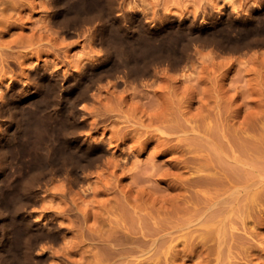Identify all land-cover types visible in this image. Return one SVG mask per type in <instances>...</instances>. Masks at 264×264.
<instances>
[{"label": "rangeland", "instance_id": "rangeland-1", "mask_svg": "<svg viewBox=\"0 0 264 264\" xmlns=\"http://www.w3.org/2000/svg\"><path fill=\"white\" fill-rule=\"evenodd\" d=\"M46 1L0 0V45L9 51L5 52V63L0 59V100L7 91L22 90L42 75L51 74L60 84L62 73L68 76L74 72L79 61L96 59L94 81L88 82L90 86L86 83L84 99L76 104L70 121L54 113L65 101H59L53 93L42 103L23 95H15L9 102L19 122L33 113L40 118L47 113L51 115L41 126L44 136L51 138L47 140L49 144L61 142L66 131L68 137L72 132L94 143L93 149L70 142L69 153L73 159L94 155L88 170L93 175H90L93 182L89 181L95 186L87 192L75 193L76 186L69 197H63L59 194L64 188L63 181L55 177L35 197L38 219L45 213H53L55 221L62 226L57 241L51 249L42 251L38 264L102 263L94 258L96 249L87 250V246H83L84 250L70 248L65 254L68 259L62 254L60 247L74 233L72 223L63 214L71 199L82 211L86 208L84 212L97 213L101 221L112 218L113 213L115 217L123 201L137 207L138 213L153 214V220L173 221L170 225L166 219L168 231H179L175 232L178 235L174 234L180 240L173 234L171 241L169 238L159 246L155 255L160 257L158 261L141 264H264V47H230L236 41L264 40V9L247 15L258 5L253 0H85L82 9L78 8L79 0H51L55 7L50 12L54 17L50 25L55 23L50 28L44 15L50 11L51 4ZM231 5L236 7L233 11ZM179 14L185 15L187 22H193L198 32H187L171 45L172 54L182 59L179 68L176 67L178 70L169 61L162 62L163 65L152 63L154 67L141 61L142 52L134 48V37L152 36L155 42H160L168 31L160 20L164 15L172 19ZM98 23L105 25L106 37L118 33L110 52L102 44L95 46L93 40L94 43L88 40V26ZM80 26L85 30H80ZM90 45L94 50L89 49ZM96 49L101 56L93 53ZM128 72H132L131 76H126ZM5 99L4 95L2 100ZM13 139L12 154L17 151L23 154V165L14 184L16 191L37 170L38 162L28 154L33 133L24 130ZM242 182L248 187L239 193L232 192ZM205 191L207 199L203 195ZM194 192L203 195L200 198L205 202L200 201L198 209L185 210L183 206L192 205L185 199H190L192 194L196 197ZM211 199L217 206L208 209ZM175 201L179 203L177 210L173 207ZM170 213L178 217L174 215L171 219ZM192 213L196 217L208 215L203 226L197 224L200 218L195 224L194 221L187 224L194 218ZM90 218L89 223L93 220ZM220 224L224 226L222 229ZM217 228L226 231L225 236L221 233L226 239L220 238L223 248L221 242L219 253ZM181 235L184 239L185 235L189 236V246L181 242ZM204 235L211 237L202 242Z\"/></svg>", "mask_w": 264, "mask_h": 264}, {"label": "bare ground", "instance_id": "bare-ground-1", "mask_svg": "<svg viewBox=\"0 0 264 264\" xmlns=\"http://www.w3.org/2000/svg\"><path fill=\"white\" fill-rule=\"evenodd\" d=\"M47 1H48V3L51 4V0L50 1L47 0ZM224 1H226V0H224ZM227 1H229V0H227ZM253 1H257L258 5L256 7H254L252 9V11L250 10L249 14L246 13L249 16H251L254 13L264 9V0H253ZM230 3H232V1H230ZM52 4H53V2H52ZM52 4L50 5V8H49L50 11L48 12V9H47L48 13H47V15H44V16H46V19H47V22H45V23H49V27L55 23V21H54L52 23V25H50L51 24L50 22H52L54 19V17L52 18V16H51L52 13H50L51 10L53 11V8L55 7ZM85 5H86L85 0H79V3H78V8L80 7L79 9L84 8ZM221 5H223V4H221ZM233 5H234V3H233ZM46 6H45V8H46ZM245 6H246V4H245ZM56 7H57V5H56ZM230 7H231V10L233 11L232 8L235 6L232 7V5H231ZM246 7H250V6H246ZM244 9H245V7H244ZM248 9H250V8H248ZM236 10L239 11L238 9H236ZM245 11H246V9H245ZM231 12H229V13H231ZM243 12H244V10H243ZM246 12H249V11H246ZM152 15L153 14H151V17H153ZM180 15L181 14L176 16V18L173 17L172 19H171V16L164 15V17L160 20L161 25H163V26L165 25V27L168 31L165 32L164 39H162L158 43L155 42L153 40V38H151L152 36L151 37L150 36L144 37L142 35H138L137 37H134V41H133L134 42L133 43L134 48L138 49V50H140V52H142L141 58L143 60H141V61L151 63L150 65L153 67L155 65H152V63L153 64L156 62L162 63L164 61H169V63H170L169 65H171L174 68L181 65L180 63H182L181 62L182 59L180 58V55L177 56L176 51L173 52L176 54V56L173 55L172 52L170 51V47H172L171 45L173 44V42H176V40H178L179 37L184 36L185 33L188 32V34H191L194 32H198V30L196 31V29H194L193 22H187L186 21V19L184 18L185 15H184V17L180 16ZM156 16L158 17V19H159V17L161 18V16H158V15H156ZM234 16H233V18H234ZM142 17H143V15H142ZM138 18H139V16H138ZM239 18L240 17H238V19ZM79 24L81 25V23H78V25ZM89 26H91V25H89ZM89 26L87 29L90 33V34L88 33L89 34L88 40H90L91 42L94 41L95 46L99 45V47H100V45L102 44L104 46V48H107V50H105V51L110 52V50L112 49V47H111L112 42H114V37L116 38L118 36V33L113 32L114 37L109 38V37H106L104 35L105 25L103 23L93 24V26H91V27H89ZM82 28L83 27H81V29L80 28L79 29L82 30ZM151 31H153V30H151ZM200 31H201V29H200ZM152 33H154V32H152ZM241 33H244V32H241ZM250 33L251 32H249L248 34L250 35ZM243 35H245V34H243ZM191 36H194V35H191ZM199 36H197V37H199ZM187 38H188V36H187ZM250 38H252V37L250 36ZM193 40H195V39H193ZM90 41H88V42H90ZM216 41H215V43H216ZM1 45H3V44H1ZM1 45H0V59L4 62L5 56H7V54L5 55V52L9 53V51H5V48L2 47ZM91 45L94 46V44H91ZM188 45H190V44H188ZM188 45H187V47H188ZM3 46H5V45H3ZM90 46H89V49L94 48V47L92 48V46L91 47ZM245 46L264 47V40H259L257 38H255V39L253 38V40H251V39L250 40H241L240 42L236 41L234 44H231L230 47L235 48V49H238V48L240 49L242 47L244 48ZM110 47H111V49L109 50ZM99 49H101V48H99ZM172 50H174V48ZM226 51H228V50H226ZM248 51H250V49ZM98 52H99V50L96 49V52L94 51L93 53L98 54ZM178 54H181V53H178ZM98 55H100V54H98ZM91 60H93V59H91ZM94 61H96V59ZM94 61H90V60L79 61L76 64L77 69L74 72H70V74L68 76H66L65 73H62V76H60L61 82L59 81L60 84H58V82L56 81V78L53 75L46 74V76L42 75L43 77L41 76L42 78L40 77V79L37 81L32 80L31 82H29V84L26 85L24 87V89H22V90L14 89V90H11V92L9 91L10 93H8V91H7L4 94L6 96L5 100H2L4 95L3 94L1 95V100H0V113H1L0 117H1V120L0 121L2 122V128L0 129V264H38V262L40 261L39 258H40L42 251H44L46 249H51L53 247L54 243L57 241V237L61 233L60 231L62 229V226L60 225L61 223L58 222L57 220H56L57 222L55 221V218H54L55 216L52 215L53 213H45L42 219H38L39 218L37 216L38 214L36 213V209L34 208L35 207L34 206L35 197L39 194L40 191H43L46 189L48 181H53L55 179V177H61V179L63 181L62 185H64V188L61 190V193H59V194H61L63 197H67V196L69 197V195L71 194L73 189H75L74 187H76V186H77L78 190H75V193L87 192L91 188L93 189V187L95 186L94 184H92L93 186L91 185V183L93 181L90 179H91V176H93V175H91L92 173H90V171L88 170V167L90 166L91 160L94 159V155L85 154L83 156V158H81V159H73L71 153H69L70 142L75 143L77 146L79 145L81 148H82V146H83V148H86V147H90V148L94 147L95 148L94 143H89L84 138H81L72 132L70 133V136H69L70 139H69V137L67 135L69 133V131H66L64 136L62 137L61 142H59L57 145H55V143L49 144L47 140H49L51 138H49V136L48 137L44 136V133H42V127L41 126L44 123L43 121H45V120L48 121L51 118V115H49V113H47V115L46 114L43 115L44 116L43 118H40L33 113V115L27 116L24 120H21V122H19V120L17 121V119L15 117L16 114L12 113V111L10 110L11 107L9 106V102L12 100V97H14L15 95H17V96L23 95L24 97H29V98L33 97L35 102L42 103V101H44L46 99V97L49 96L50 93L51 94L53 93V95L56 96L59 101H63V100L65 101L64 105H62L60 108L58 106L55 109V111L53 110L54 113L55 114H62L66 117V121H70L69 118L74 116V108L76 107V104L78 103V101L84 99L87 87L90 86L89 84H91L88 82L92 81L94 78V75L96 74L94 72V69H95V67H94L95 62ZM7 62H10V61H7ZM162 65H163V63H162ZM166 66L167 65H165V68H166ZM93 67H94V69H93ZM132 67H133V65H132ZM168 67H170V66H168ZM139 68H141V67H139ZM166 69H167V71L170 70L168 68H166ZM175 70H178V69L176 68ZM153 71H152V73H153ZM167 71H165V72H167ZM145 72H146V70H145ZM182 73H184V72H182ZM130 74H129V72H128V74L126 73V76L127 75L129 76ZM142 74H144L143 70H142ZM142 74H141V78H142ZM184 75H185V73H184ZM134 77H136V76H134ZM137 78H138V76H137ZM142 79H144V78H142ZM132 80H134V78ZM86 83H88V86H86ZM95 83H93V85ZM143 83H145V82H143ZM95 88H96V86H95ZM88 89H90V88H88ZM76 93H78V94H76ZM7 96H8V98H7ZM44 104H45V102H44ZM47 105H48V103H47ZM50 113H52V112H50ZM11 127L13 130L11 129L12 131L10 132L9 129ZM24 130L29 131L30 133L34 134V140H33L32 148H31V151H28V154H30L31 157L38 162L37 163L38 166H37V170L34 171L31 174V176L28 177L22 183L20 188H18L16 191H14V184L17 181V174L19 173V171H21L20 168L23 165L22 164L23 161L21 159L23 154H21L20 151H17L18 152L17 154H15L16 152L14 153L16 155L14 158L13 157L14 154H12L13 151L11 150L14 147L11 148V146H12L11 143L14 140L13 138L14 137L16 138L18 136V133L21 131H24ZM62 142L64 144H61ZM84 146H86V147H84ZM121 160H123V159H121ZM124 161H126V159ZM197 170H198V168H197ZM207 173H208V171H207ZM97 176H99V175H97ZM97 178H100V176ZM228 179H231V178H229V176H228ZM89 180L91 181V183ZM214 182H217V184L220 183V181H214ZM201 184L203 185V183H201ZM216 186L218 187V185H216ZM103 187H105V185ZM107 187H109V186H107ZM246 187H248V186H246V184L242 182L241 185H239V186L236 185L232 192L239 193L240 190H243ZM207 188H210V187L207 186ZM104 189H107V188H104ZM112 191L114 192L115 190H112ZM93 193H94V191H93ZM95 194H96V192H95ZM217 194L219 195L220 193H217ZM83 195H85V194H83ZM203 195H205L204 196L205 199L208 198L206 191L204 192ZM190 196H191V197H189L190 199H188V198L187 199L183 198V199L188 200V202L190 201L192 203V205L186 204L187 201H186V203H184L185 202L184 201L183 203L186 205L183 207L185 208V210L186 209L188 210L190 207H192V209H194V210L198 209L200 207L199 206L200 201H201L200 197H202V196L197 195V194H196V197H194L193 194ZM212 200L213 199H211L210 203L208 202L209 203L208 205L206 203L203 205H207L208 209L212 208L214 205L217 204V202L215 200L214 201H212ZM109 202H110V200H109ZM117 202H118V200H117ZM204 202L201 201V204ZM67 203H69V204L63 210V212H64L63 214L65 215V217H67L69 222L72 223V225L70 224V226H71V230L74 231V233L72 235V238L70 237L71 240L68 238L70 240V246L67 245L69 243V240H68V242L66 240L64 242V244L60 247V248H62V254H64V255L68 254L70 252V248L76 247L78 250L81 247L80 249L84 250L83 246H85V247L87 246V248H88L87 250H89V249L91 250V248L96 249V252L94 253L95 257H94V255H93V257L96 258L97 262H102L100 264H141V263H147V262H151V261H158L160 257L155 256V255L158 251L159 246L160 245L162 246L165 242H168L169 238L171 241V239L176 234L175 232L177 231L176 230L174 232L175 234L168 231V226L166 225V223H167L166 219L167 218H163L162 220L159 218L158 219L155 218L156 220H153L152 219V218H154L153 214L151 215L150 213H140V212L138 213L137 207L135 206L136 207V209H135L133 206L127 205L126 201L125 202L123 201V203L121 202L120 206H119V204H117L115 202L117 204V208L119 206V208H118L119 212L116 213L115 217H114V213H113L112 215L114 218L113 217L111 218V216H110L111 219L108 218L109 220L107 219V221H104V220L101 221L102 219H100L101 217L100 218L98 217L99 215L97 213L96 214L93 213L91 215V213H87L86 211L84 212V210L86 208L82 211L77 206L78 204L75 202V200H72V199L68 200ZM128 203H130V202H128ZM178 204L179 203L176 202L173 207L179 208V207H177ZM130 205H132V204H130ZM201 207L204 208V206H201ZM196 212L197 211H195V213ZM195 213H192V215ZM170 214L171 215H168V217L169 218L171 217V219L174 215L177 216V214H175V213H170ZM186 214H183V215L185 216ZM61 215H62V213H61ZM91 216H92L93 220H91L92 222L89 223ZM184 216H182L183 221H184ZM186 216H189V215H186ZM207 216L208 215H206V213L201 214L199 217H196L193 215L192 216V217H194L193 219H190L188 222L186 220L185 221L187 222L188 225L191 222L193 223V221L195 224V221L200 218L199 221H197L198 223L197 222L196 223L203 226V221L205 222V219L207 218ZM103 217L104 216L102 215V218ZM214 217H215V215H214ZM185 219H187V218L185 217ZM227 219H228V217H227ZM167 220H170V219H167ZM179 220L180 219H178V222H179ZM168 222L171 225V222H173V221L170 220ZM184 222H182V223H184ZM217 222H219V221H217ZM169 223H167V224H169ZM173 223H172L171 227L174 226ZM179 224H180V222L178 223V225ZM170 225H169V227H170ZM222 226L223 225H221V229H222ZM225 226H227V225H225ZM229 226L231 227V225H229ZM176 227H178V226H176ZM225 228H223V230H225ZM195 229L196 228L194 227L193 231ZM221 229H219V228L216 229V231H217L216 233H219L218 237H217L218 238V248H217L218 253L223 248V242L222 241L224 239H226V238H224V239L222 238V236L225 234L226 231L221 232ZM228 230H230V229H228ZM171 231H173V230H171ZM188 231H189V229H188ZM178 232L179 231H177V233ZM186 232H187V230H186ZM170 233L172 234V237H169L171 235ZM183 233H185V232L183 231ZM188 233H187V235H188ZM221 233H223L222 236H221ZM168 234H170V235H168ZM176 235H178V234H176ZM176 235H175V238L177 237V239L180 240V238H178V236H176ZM179 235H180V233H179ZM187 235H185L186 239H184V236H182V235L180 236V237H183V238H181V240H182L181 242H183V243L186 242V244H187V242L188 243L190 242L189 236L187 238ZM195 235L197 236V234H195ZM199 236H201V235H199ZM210 237H211V235L210 236L204 235L201 240L203 242ZM220 238L223 240L221 241ZM213 239H214V241H216L215 240L216 237H213ZM198 241H200V240H198ZM202 242L200 241V243H202ZM169 243H171V242H169ZM220 243L222 244L221 249H220ZM183 246H185V245H183ZM186 246H189V245L187 244ZM228 247L229 246H227V248ZM191 248H192V246H191ZM64 258L65 257H63V259ZM67 259H68V257H67ZM74 261H76V260H74ZM70 262H71V264H78V261H77V263H75L73 261H70ZM79 264H81V263H79Z\"/></svg>", "mask_w": 264, "mask_h": 264}]
</instances>
